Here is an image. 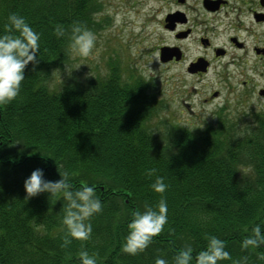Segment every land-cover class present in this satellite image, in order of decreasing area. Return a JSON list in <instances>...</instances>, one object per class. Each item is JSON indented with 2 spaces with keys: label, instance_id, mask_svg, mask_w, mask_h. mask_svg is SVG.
<instances>
[{
  "label": "trees",
  "instance_id": "trees-1",
  "mask_svg": "<svg viewBox=\"0 0 264 264\" xmlns=\"http://www.w3.org/2000/svg\"><path fill=\"white\" fill-rule=\"evenodd\" d=\"M99 2L0 0V33L10 13L40 33L38 63L25 66L18 95L0 105V264H79L82 247L96 253L97 264H154L157 256L171 264L186 244L193 256L204 248V233L223 239L232 259L264 264V245L240 247L254 224H264L263 116L252 114L243 130L224 114L197 130L167 122L162 142L148 123L166 103L154 105L145 78L133 71L126 78L119 64L112 62L106 76L85 84L49 86L53 71L69 61L71 23L80 21L93 32L103 26L96 16ZM57 25L64 35L56 34ZM247 165L251 171L241 175L237 168ZM37 166L48 179L68 171L74 187H95L102 211L89 218L87 240L61 248L62 202L52 203L56 198L48 193L25 198L23 180ZM152 167L157 172L148 176ZM155 175L169 185L162 194L149 186ZM161 195L168 204L163 230L143 251H122L131 212L154 206Z\"/></svg>",
  "mask_w": 264,
  "mask_h": 264
},
{
  "label": "clouds",
  "instance_id": "clouds-1",
  "mask_svg": "<svg viewBox=\"0 0 264 264\" xmlns=\"http://www.w3.org/2000/svg\"><path fill=\"white\" fill-rule=\"evenodd\" d=\"M3 28V33H0V105L8 104L18 95L21 81L25 78V66L29 62H32L33 66L38 63L40 40V33L35 31L23 16L15 13L7 16V22ZM69 28L67 47L70 55L73 58L97 59L99 48L96 33L80 21H73ZM55 32L58 36H62L65 29L57 25ZM195 54L194 50L193 55ZM82 64L88 66L83 61L76 63L70 69L64 65L65 74L71 76L72 69L79 68ZM59 74L61 76V72ZM88 75V72L85 73V76ZM237 169L240 170L241 175H244L251 171L252 166H239ZM156 172L155 167L146 169L148 176H153ZM58 174V179H48L44 175V168L37 166L24 178L23 187L26 199L39 193H48V197L56 198L52 203L58 199L62 202L63 214L60 222L65 232L61 237L60 247L66 248L73 239L84 241L89 238L92 232L89 218L94 213L102 211V201L96 195V189L92 184L74 187L68 171H58ZM149 186L154 192L161 194L169 187L162 175H155ZM167 213L168 204L163 195L154 206L145 204L143 211L133 210L131 219L127 223L124 242L121 244L122 251L129 254L143 251L152 238L163 230L168 220ZM262 229H264V224H254L250 234L242 238L240 247L256 249L264 245V230ZM203 238L206 240V245L196 252L195 256L192 254V246L186 244L175 253L171 264H191L193 260L195 264H217L218 261L225 259H231L232 264H247L246 256L232 259L225 247V241L218 236L204 233ZM259 258L264 259V254H261ZM78 260L79 264H97L96 253L90 254L83 247L78 253ZM154 264H170V262L163 256H157Z\"/></svg>",
  "mask_w": 264,
  "mask_h": 264
},
{
  "label": "rangeland",
  "instance_id": "rangeland-1",
  "mask_svg": "<svg viewBox=\"0 0 264 264\" xmlns=\"http://www.w3.org/2000/svg\"><path fill=\"white\" fill-rule=\"evenodd\" d=\"M99 1L102 10L96 16L104 19L105 22L103 21V26L95 30L98 37V58H73L69 55V61L65 64L69 69L82 61L88 66L82 64L79 68L72 69L71 76L65 74L64 67L55 69L49 81L52 89L61 88L67 81L78 80L85 84L91 78L104 77L108 74L112 62L115 65L119 64L126 78L130 77L127 72L131 71L145 78L149 85L147 92L154 98V105L159 99L162 103H166V107L160 109L159 113L155 110V116L150 118L148 123L162 142L167 136L165 130L169 129V124L165 125L167 122L178 127L197 130L209 123L216 124L219 121L218 117L224 114L235 117L232 127L243 130L249 126L248 122H252V114L264 117V98L258 94L259 88L264 87V79L258 78L250 83L252 87L259 85V88L246 102L241 103L236 99L242 91V85L240 76H233L235 67L227 68L228 77L224 81L217 83L215 80L205 87L196 83L197 79L190 76L185 67L166 66L159 63L158 55L154 50L159 44L157 28L162 15L158 14L155 17V10L159 7V1L161 3L162 0ZM87 72L89 75L85 76ZM130 80L133 81L134 78ZM193 84L199 90L202 88L200 90L202 96H208V91L211 89L220 90L223 93L220 100L221 102L224 100L227 107L219 105L218 100L214 102L215 105L201 104L196 95L187 99L181 92L188 90ZM183 99L191 102L192 110L183 106Z\"/></svg>",
  "mask_w": 264,
  "mask_h": 264
},
{
  "label": "flooded vegetation",
  "instance_id": "flooded-vegetation-1",
  "mask_svg": "<svg viewBox=\"0 0 264 264\" xmlns=\"http://www.w3.org/2000/svg\"><path fill=\"white\" fill-rule=\"evenodd\" d=\"M158 14L162 16L154 52L159 59L162 49H169L162 65L193 70L188 74L205 87L215 80L221 83L228 77L227 68L235 67L233 76H240L242 84L236 99L244 102L257 91L259 85L250 83L264 79V0H162L155 17ZM200 90L193 84L181 93L187 99L196 95L201 104L215 105L218 100L227 105L220 100V90L211 89L208 96ZM187 99L183 106L192 110Z\"/></svg>",
  "mask_w": 264,
  "mask_h": 264
},
{
  "label": "water",
  "instance_id": "water-1",
  "mask_svg": "<svg viewBox=\"0 0 264 264\" xmlns=\"http://www.w3.org/2000/svg\"><path fill=\"white\" fill-rule=\"evenodd\" d=\"M168 52H169V49H164V48L162 49V55L163 56L168 55ZM163 56H162V60H163ZM263 94H264V92H263Z\"/></svg>",
  "mask_w": 264,
  "mask_h": 264
}]
</instances>
